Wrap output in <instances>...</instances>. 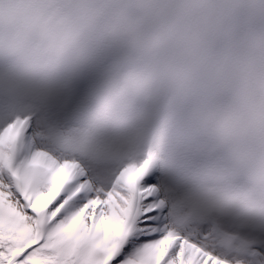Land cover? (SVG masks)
Returning <instances> with one entry per match:
<instances>
[{"label": "snow or ice", "instance_id": "1", "mask_svg": "<svg viewBox=\"0 0 264 264\" xmlns=\"http://www.w3.org/2000/svg\"><path fill=\"white\" fill-rule=\"evenodd\" d=\"M50 2L71 22L88 0ZM89 82L70 87L66 106L0 107V264H264V227L241 230L207 209L189 219L175 169L151 153L101 155L63 131Z\"/></svg>", "mask_w": 264, "mask_h": 264}, {"label": "clouds", "instance_id": "2", "mask_svg": "<svg viewBox=\"0 0 264 264\" xmlns=\"http://www.w3.org/2000/svg\"><path fill=\"white\" fill-rule=\"evenodd\" d=\"M4 45L35 61L38 91L73 49L115 50L145 103L142 136L163 144L178 126L264 163V0H88L71 22L50 0H0Z\"/></svg>", "mask_w": 264, "mask_h": 264}, {"label": "rangeland", "instance_id": "3", "mask_svg": "<svg viewBox=\"0 0 264 264\" xmlns=\"http://www.w3.org/2000/svg\"><path fill=\"white\" fill-rule=\"evenodd\" d=\"M231 23L238 30L249 27L240 15L233 16ZM79 53L80 50L73 49L62 59L55 66L51 84L38 91L35 61L14 51L11 46H0V107L14 100L38 108L56 104L66 106L70 87L87 76L89 87L69 111L63 129L66 134L84 138L101 155L130 153L138 160L144 159L146 147L151 144L159 164L169 168L172 164L178 173L177 198L189 219L207 209L217 222L237 225L241 230L244 229L240 222H252L247 224L245 230L248 231L264 227V203L250 194L252 190L259 193L254 186L264 192V163L237 159L178 126L163 144L156 138L142 136L135 128V122L142 118L145 103L132 94L131 83L122 78L118 53L105 48L87 49L89 66L83 63ZM9 60L13 63H4ZM10 76L15 77V87L9 82ZM248 165L254 167L255 173L252 172L251 180L246 182L248 172L244 166ZM235 167L241 180H236L237 175L233 174ZM236 185L241 189L240 193L235 191ZM216 199L233 201L235 207L223 211L215 203ZM194 203L199 207L194 208ZM240 204L242 213L253 211L245 214L248 221L237 218L239 210L235 208ZM260 219L263 221H257Z\"/></svg>", "mask_w": 264, "mask_h": 264}, {"label": "bare ground", "instance_id": "4", "mask_svg": "<svg viewBox=\"0 0 264 264\" xmlns=\"http://www.w3.org/2000/svg\"><path fill=\"white\" fill-rule=\"evenodd\" d=\"M173 168V165L171 164L170 165V168ZM244 170L246 171V172H248V177H247V179H246V182H248L247 180H251V176H252V172H254L255 173V170H254V167L253 166H251V165H248V166H244ZM233 174H236L237 175V179L236 180H241V176L239 177V173H238V169H237V167H235L234 168V170H233ZM250 183V182H249ZM252 185V184H251ZM254 186V185H253ZM255 187V190H257V192H259L258 194L257 193H255V192H253V190L252 191H250V194L251 195H255L256 197H257V201L259 202H263L264 203V199H262L261 198V196L262 197H264V192L262 193L260 190H258L257 188H256V186H254ZM235 191L237 192V193H240V191H241V189H238L237 188V185H236V187H235ZM191 198V197H190ZM197 205V203H194V208H195V206ZM198 206V205H197ZM199 207V206H198ZM242 204H240V205H238V206H236V208L235 209H238L239 210V214H238V216H237V218H239V217H242L243 219H246L245 218V216H247V215H245V214H248V213H253V211L251 210V211H245L246 213H242L241 211V209H242ZM201 208L202 209H204L205 208V205L204 206H201ZM206 208H208L207 206H206ZM247 220V219H246ZM245 220V221H246ZM248 221V220H247ZM252 223V222H251ZM250 222H248L247 224H251ZM247 224H243V222H240L239 223V225H240V227L242 228V229H246L247 228ZM236 227H238L237 225H236Z\"/></svg>", "mask_w": 264, "mask_h": 264}]
</instances>
